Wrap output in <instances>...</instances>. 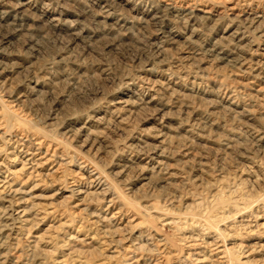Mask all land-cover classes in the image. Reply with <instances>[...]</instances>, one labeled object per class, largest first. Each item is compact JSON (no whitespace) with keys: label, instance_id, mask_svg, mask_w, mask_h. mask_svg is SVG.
<instances>
[{"label":"rangeland","instance_id":"1","mask_svg":"<svg viewBox=\"0 0 264 264\" xmlns=\"http://www.w3.org/2000/svg\"><path fill=\"white\" fill-rule=\"evenodd\" d=\"M0 264H264V0H0Z\"/></svg>","mask_w":264,"mask_h":264},{"label":"bare ground","instance_id":"2","mask_svg":"<svg viewBox=\"0 0 264 264\" xmlns=\"http://www.w3.org/2000/svg\"><path fill=\"white\" fill-rule=\"evenodd\" d=\"M110 13V12H109Z\"/></svg>","mask_w":264,"mask_h":264}]
</instances>
